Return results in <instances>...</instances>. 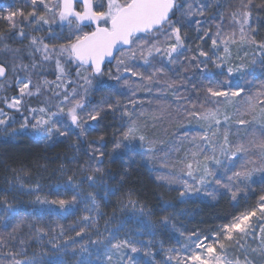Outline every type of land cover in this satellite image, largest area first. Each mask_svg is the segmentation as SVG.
I'll return each instance as SVG.
<instances>
[{"label": "snow or ice", "instance_id": "snow-or-ice-1", "mask_svg": "<svg viewBox=\"0 0 264 264\" xmlns=\"http://www.w3.org/2000/svg\"><path fill=\"white\" fill-rule=\"evenodd\" d=\"M194 2L198 3V8L194 9ZM25 3L30 4L31 11L26 13L21 8L15 10L9 8L6 15L0 14V19L8 21L11 28L15 29L19 26V31L15 35L21 43L24 39L28 40L24 49L13 48L7 42L11 37L0 32V54L10 57L0 61V78H2L0 90L6 89L13 80L18 88L16 96L11 99L0 97V102L6 104L9 109L19 112L22 107H26V98L45 96L46 99L44 106L29 109L32 113H39V116H33L35 123H31L25 117L19 130H28L30 127L36 138L45 142L55 135L57 139L53 143H56L59 142V137L66 138L72 134L73 126L79 129V136L86 137L87 132L93 127L89 125V121L99 126L105 114L119 111L120 118L122 120L126 118L127 127L123 131L122 138L114 144V151L123 148L133 156L140 155L146 158L149 163L159 162L158 149L138 126L145 115L144 110L136 115L128 109L127 105L121 106L119 101L116 104L102 105L88 110L86 97L92 88L104 86L103 77L106 74L121 88H129L133 96L137 90L151 93L153 85L162 84L164 88H157V91L171 90L173 97L177 100H185L188 105H178L174 110L175 114L183 113L189 123H191L190 118H196L201 131L193 134L184 132V139L188 140L192 147L179 161L182 165L180 172L190 177L195 183L190 184L187 180H180L174 173L158 178L167 179L169 183L183 184V191L179 193L181 198L199 194L204 190L205 195L215 199L216 189L211 192L206 191L208 185L215 184L231 193L233 201H237L238 193L245 192L251 187L254 174L260 173L261 180L264 181V82H260L253 91L254 81L249 79L257 67L264 70V40L257 39L259 32L264 30V0H260L259 3L257 0H239V6L230 13L232 30L225 32L222 30V25L217 23L216 31L211 35L210 28L203 27L200 19L193 20V18H206L209 10L218 6L214 2L25 0ZM17 18L20 20L18 21ZM193 23L196 25L197 33H202L198 35V40L201 42H204L205 38L211 40V55L208 51H204L200 44H197L196 54L186 55L192 52V49L186 47V34L182 33V29L191 27ZM54 25H58L61 31L65 27L68 28L67 42H54L61 39V35L54 30ZM25 26L29 27L28 32H25ZM85 28L91 30L85 31ZM42 32L46 35H40ZM221 45H223V55L219 54ZM229 45H238L239 49L254 48L252 58L246 59L248 52L245 51L244 57L239 55L236 57L240 62L233 64ZM37 54H39V60ZM181 57L188 60L187 65L181 63ZM25 58L28 62H25ZM106 60L109 62L115 60V74L111 71L105 73L103 66ZM158 60L161 66L155 67ZM164 60L171 68L163 64ZM139 61L151 69L148 74L139 71L140 66L137 63ZM72 66H75L77 80L69 79ZM48 68H53L55 81L43 78L42 73ZM170 70L176 73V79L168 76ZM181 72L191 74L184 76L180 74ZM125 74L138 77L140 83L125 78ZM65 81L67 84H76L77 87H73L69 93L65 87ZM79 81H83V84ZM189 87L197 95L203 90L214 107L205 108V104L201 102L197 110V102L191 99L190 94L185 95L180 91L183 88L184 92L188 93ZM60 88L64 91L56 90ZM48 92L52 93L51 97H47ZM61 96L62 99L57 101V98ZM54 101L57 102L54 103ZM129 104L135 108L137 101L130 99ZM53 107L56 111L51 110ZM228 108L234 111L229 113ZM170 109L171 105L161 107L160 114L153 117L154 121L162 120L165 116L174 118L173 111ZM221 114L224 123L223 141L217 144L216 137L220 134ZM246 115H251V119H244ZM64 117L71 121L70 125L66 123ZM10 123H12L10 117L0 108V125L5 126V132ZM233 123L244 128L243 136L235 142L229 140ZM86 125H88L87 128ZM182 126L181 124L180 127ZM156 127L155 122L149 125L146 120L143 121L144 129ZM16 131L17 129H13V134ZM99 139L104 141L103 136ZM137 140L140 142L138 146L133 144ZM145 145H147V152L139 151ZM180 150V147L176 146L170 149L176 153ZM89 153V159L96 160L98 163L102 162L105 155L103 151L92 145H89V150L85 154ZM168 155V152L164 153L165 158ZM221 156L232 162L233 168L237 162H240L239 169L233 171L226 167ZM109 160L111 162L113 157L110 156ZM213 165L221 168L223 174L219 175ZM163 166L168 165L164 163ZM228 172H231V175H228ZM104 175L103 167L92 166L83 178L88 182L89 187L103 192V197L99 200L96 191L85 194L81 185L69 176V184L77 189V194L73 195L71 200H49L47 197L42 198L37 195L34 203L49 205L47 212L50 216L54 214L66 216L74 215L76 204L83 202L91 215H84L81 218L84 222H90V225L84 223L79 231L75 232L76 237L82 238L88 234L89 226L93 228L97 226V216L102 214L101 202L114 194V191L106 187L107 182L102 179ZM98 176L101 179H98ZM122 180L123 177H121ZM38 187L37 185V189ZM2 202L5 205V221L0 222V230L7 231L11 227L12 231L8 235L14 241L16 239L14 234L21 230L25 222L12 223L13 216L18 213L6 199ZM128 206L136 209L137 202L129 198L125 204V207ZM139 211L147 219L139 221L138 235L153 237L158 228H166L170 223L168 216L162 217L159 222H153L151 213L145 212L143 205L139 206ZM27 226L29 229L34 228V234L38 239L47 236L49 230L55 232L58 228L59 235L65 237V247L61 249L58 243H53L52 247L56 251L47 259L44 257L16 259L17 256L26 252V249L22 247L20 251L9 252L11 259L7 262L0 260V264H69L67 259L69 256L74 258L73 264H152L153 240L149 239L145 243L132 237L120 239L119 227L115 232L109 231L108 235L100 233L97 229L95 239L78 244L74 237L66 236L62 224H57L50 229L32 223ZM69 228L75 230L74 225H70ZM69 241L71 246H68ZM6 243L7 241L0 237V247ZM24 243L25 241L20 240L21 245ZM140 253L149 259L134 255ZM171 261H175V264H264V195L259 197L255 208L233 216L229 222L211 229L209 233L194 231L186 238L180 251L166 250L165 264H170Z\"/></svg>", "mask_w": 264, "mask_h": 264}, {"label": "trees", "instance_id": "trees-1", "mask_svg": "<svg viewBox=\"0 0 264 264\" xmlns=\"http://www.w3.org/2000/svg\"><path fill=\"white\" fill-rule=\"evenodd\" d=\"M201 2H214L218 4V6L211 8L206 18L195 17L193 20L200 19L203 22V27L211 29L210 35L216 31L217 23L222 25V30L225 32L232 30L230 13L239 6V0H201ZM257 2L259 3L260 0H257ZM198 6V3H193L194 9L198 8ZM221 13L223 14L222 21ZM19 20L20 18H18V21ZM6 26L7 35L12 39L11 35H13L15 31L12 33L9 31L8 25ZM195 29V23H193L191 27L182 29V33L186 34V47L192 49V52L186 53L188 56L196 54L194 45L200 41L197 39L198 35H202V33H197ZM57 32L60 33V30H57ZM43 34L46 35V33H40V35ZM11 39L8 40V43L15 48L17 43H12ZM257 39L264 40V30L259 32ZM55 42L58 43L57 41ZM24 55L26 57V51ZM37 59L39 60V54H37ZM180 60L182 64H188V60L184 59V57H181ZM25 62H28L27 58H25ZM160 66L161 64L157 63L155 67ZM110 67L111 66H108L104 68V70ZM167 67L171 68V66ZM201 67H203V65H201ZM139 71L145 72V74L149 72L148 67H139ZM180 74L187 76L191 73L181 72ZM20 75H23V73H20ZM42 76L49 81H55L56 79L55 74H53V68H48L42 73ZM168 76L171 79L177 78L176 73L171 70L168 72ZM249 79L254 81L252 90L255 91L259 83L264 82V70L257 67ZM103 80L105 81L104 86L92 88L90 94L86 97L87 109L91 110L93 107L116 104L117 101H119L121 106L127 105L128 109L136 115H139L140 111L144 110L145 115L141 118V123L138 126L145 132L148 140L158 149L157 156L159 162L149 163L146 158H142L140 155L133 156L132 153L126 152L123 148L114 151V144L118 139L122 138L123 131L126 129V127L122 125L119 111L105 114L99 126H96L95 122L89 121V125L93 127L87 132L86 137L79 136V129L73 126L72 134L66 138L59 137V142L56 143H53V141L57 139L55 135L51 140L45 142L44 140L33 139L27 134H22L16 142H9L3 138L0 132V200L5 198L4 194L8 192L9 185L12 184V180L16 177L24 180L28 185L35 183L41 184V193L49 200H71L72 196L75 195L74 192L61 189L55 190L54 188L48 187L51 184L57 183L65 176H72L73 179H78L84 176L90 167L95 166L105 169V175L102 179L105 180L110 185L112 191H114V194L109 197L108 204L104 206L105 210H118L125 206L129 198H131L137 202L138 206L143 205L144 209L150 210L155 220L158 219L160 221L162 217L168 216L170 223L165 229L171 231L176 236L188 237L194 231L209 233L211 229H215L217 226L229 222L233 216L245 210L255 208L259 201V197L264 195V181L261 180V175L256 174H254L252 178L253 183L251 187L245 192L238 193V202L232 200L231 193L229 192H220L216 195L215 199L211 196L195 197L187 200L182 199L179 195L181 192L180 187L162 182L160 178H158V174L162 167H164L163 163H169L168 160L173 154L172 152L168 156V159L165 158L164 153L168 152L166 148L175 143L177 147H181L184 144V138L180 142H176L177 137L184 135V133L179 130L184 115L183 113L177 115L174 110L180 104L188 106L186 101L174 99L170 94L155 95L156 98L154 99H148L151 96H144V92H141V95L133 96L132 92L127 90V87L121 88L115 80L108 78H103ZM205 83H207V81H205ZM161 87L164 88V85L161 84ZM57 91L63 92L64 89L60 88ZM180 91L185 95L190 94L191 99L197 102V110H199V103L201 102L205 104V108L214 107V105L209 102L208 98H206V94L203 90H201L198 95L192 92L190 87L188 93H185L183 88H181ZM168 92H171V90H168ZM17 94L18 92L13 89L6 96L11 99V97ZM46 95L47 97H51L52 93L48 92ZM45 99V96L26 98V107H22L19 112L16 110L9 112L8 116L14 120H24L25 117H27L31 122V117L38 116L39 113H32L29 109H38L44 106ZM60 99H62V96L58 97L57 101ZM130 99H135L137 101L138 105L136 104L135 108L129 104ZM145 99H148V101L150 100L151 104L146 103ZM57 101H54V103ZM157 101H159V103H157ZM163 105H166V107L171 105L170 111H173L174 118L165 116L162 120L154 121L153 117L159 115L157 112L159 111L158 107H162ZM51 110L56 111L54 107ZM248 116L251 118V115ZM64 119L66 123L69 125L71 124V121L67 119V117H64ZM190 119L192 121L194 118ZM145 120L149 125L155 122L157 127L155 129H144L143 121ZM185 123H189L187 119ZM87 127L88 125H86V128ZM238 129L239 131L233 133L232 142H235L244 134L243 127ZM101 136L104 137V141H100L99 138ZM133 144L138 146V140L134 141ZM89 145L99 148L105 153L102 162L98 163L96 160H90V153L88 155L85 154L89 150ZM139 151L146 153L147 145H145L143 149H139ZM181 153V150L179 153L175 152V154L182 157ZM110 156L113 157L111 162L109 160ZM173 161H175L174 157ZM219 173H222V169ZM121 177H123L122 181ZM97 178L101 179L99 176ZM22 192L25 193V189H23ZM74 211V215H66L63 217L40 214L27 208L16 211L18 214L13 216L12 223L19 221H24L25 223L21 230L14 234L16 237L14 241L11 240L8 235V233L12 231L11 227L7 231L0 230V237L7 241L4 246L0 247V260L7 262L11 259L8 253L20 251L22 247L26 249V252L17 256L16 259L22 260L25 259V257L46 256L45 254L48 255L51 249H53V243H58L59 245L64 243L65 237L59 235L60 230L58 228L55 232L49 230L47 236L38 239L34 234V228L29 229L27 226L29 223L49 229L54 228L57 224H62L64 225L66 236H72L79 242L81 237H76L75 232L79 231V228L83 226L81 220L85 213L83 204L81 202L77 203ZM3 221H5V213L0 212V222ZM70 225H74L75 230L69 228ZM20 240L25 241L24 245L20 244ZM68 243H71V241ZM156 264H163L161 257H156Z\"/></svg>", "mask_w": 264, "mask_h": 264}, {"label": "rangeland", "instance_id": "rangeland-1", "mask_svg": "<svg viewBox=\"0 0 264 264\" xmlns=\"http://www.w3.org/2000/svg\"><path fill=\"white\" fill-rule=\"evenodd\" d=\"M12 6L14 8L13 10H15L17 8H21L26 13L31 11L30 4L25 3V0H0V9L2 11L6 12L5 15L7 14V11L9 8L12 9ZM17 20H18V18H17ZM6 22H7L9 31H11L12 33H13V31H15V33H17L19 31L18 27L13 29L10 27V23L8 21H6ZM53 27H54L55 31L60 30V33H62L61 38L64 37L65 41H66V37L68 36V33H69L68 28L65 27L63 29V31H61V29L58 25H54ZM28 31H29V27L26 26L25 32H28ZM57 33H59V32H57ZM11 36H13V35H11ZM16 40H19V39H16ZM23 42L25 44L26 43L28 44L27 39H24ZM197 44H200V46L203 48L204 51H208L210 55L212 54L211 40L210 39H205L204 42L198 41L194 45L195 53H196ZM229 47H230V51L232 54V63L233 64H237L240 62L239 60L236 59V57L238 55L240 57H244L245 51L248 52V56L246 57V59L250 60L252 58V54L254 52V48H252V47H246L243 49H239L238 45H229ZM222 48H223V45H221V51L219 53L220 55H223ZM201 59H203V58H201ZM137 63L139 64L140 67H143V68L148 67L146 65H143L142 61H139ZM157 63L161 64V62H159V60H158L155 63V66ZM163 64L168 66L166 60L163 61ZM209 67H211V65H209ZM148 70L150 71L151 69H148ZM104 71H105V73H107L108 71H111L113 74H115V71H116L115 62L111 65V67L109 69H106ZM70 78L72 80L78 79L76 77V74H75V66H72ZM103 78L109 79L107 74ZM125 78H127L131 81H136L137 83H140L139 78L138 77H132L131 74H125ZM79 83L83 84V81H79ZM65 87H67V90L69 91V93H71V89L73 87H77V85L76 84H67V82L65 81ZM133 87H135V85H133ZM152 88H153V91L151 93H149L147 91H143V90H137L135 95L136 96L141 95V92H144V96L145 95L151 96L148 99L156 98L155 95L156 96L157 95H163V94H170L171 95V92H168V91H157V88L163 89L161 87V85H154ZM56 90H58V89H56ZM127 90H129V88H127ZM129 91L132 92L131 90H129ZM81 94H82V90H81ZM141 97H143V96H141ZM173 98L175 99V97H173ZM148 99H145L146 103H149L150 100L148 101ZM149 104H151V103H149ZM162 107H166V105H163ZM4 108L5 109H3V110L7 115L9 114V112H12L15 110V109H9L6 104H4ZM160 108L161 107H158V110ZM227 111L229 113H232L234 110L232 108H228ZM157 112L159 113V111H157ZM38 116H39V114H38ZM219 118L221 120V126H220V134H218L216 137L217 144H219L223 141L222 133L224 131L223 115L221 114ZM243 118L249 119V120L251 119L248 115L244 116ZM31 120H32L31 121L32 123H35L33 116L31 117ZM185 120H186L185 117L181 120L180 125L182 124L183 126L182 127L179 126L180 132L184 133L185 131H187L190 134H193V133H196L198 131H201L196 118H194L191 121V123H187V124L185 123ZM11 121H12V123L9 124V126L7 128V132L4 131L5 126L0 125V132L2 133V136L4 139H6V141L16 142L19 140V137L22 134H27L29 137H31L33 139H37L36 136L31 132L30 127L28 130H19V126L21 123L24 122V120L11 119ZM122 125L127 127L126 118L124 120H122ZM238 128H241V126H238L234 123L231 125L230 135H229L230 141L232 140L233 133L235 131H237ZM13 129H17L15 134H13ZM183 138H184V135H182L181 137H177L176 142H180ZM183 140H184V144L181 147L179 146L181 149V152H182L181 153L182 157H180V155H177V154H175V152H173L172 157L168 160L169 163H166L168 166L162 167V169L160 170V172L158 174V177H167L170 174L174 173L179 177L180 180H187L190 184H194L195 182L190 177H188L187 175L180 172V168L182 167V165L179 163V161L184 158L185 152L189 148L192 147V145H190L188 143V140H186V139H183ZM138 143H140V142L138 141ZM173 146H176V143L174 145H169L166 148L168 150L169 155L172 153V151H170V149ZM217 155H219V152H217ZM173 157L175 158V161H173ZM220 158L226 167L231 168L233 171L239 169V163L240 162H237L235 168H233L232 162L225 160L222 156ZM167 159H168V157H167ZM201 159H202V157H201ZM213 167L216 168V171L219 175L223 174V170H222V173H219L221 168H219L215 165H213ZM228 175H231V172H228ZM256 175H261V174L256 173ZM84 177H85V175L78 178V179H73V180L76 183H79L81 185V188L85 194L87 192H90V191H96L95 189L88 186V182L85 179H83ZM160 180L164 183H169L167 179L160 178ZM169 184L176 185V186L180 187L181 191H183V184H181V183H169ZM37 185L39 186L38 189H37ZM41 187L42 186L39 183L28 185L24 180L16 177L14 180H12V184L9 185L8 192L4 194L5 198H2L0 200V212L5 213V211H4L5 205L3 204L2 201L6 199L8 201V203H10L14 206L16 211L23 209V208H27V209H30V210L35 211L37 213H40V214H48L47 209H48V207H50L49 205H40V204L34 203L37 195L41 196L42 198L46 197L44 194L41 193V190H40ZM106 187L108 189L112 190L108 183L106 184ZM48 188H54L55 190L56 189L68 190V191L74 192L75 195L77 194V189L72 187L69 184L68 177H66V176L63 177L62 179H60L57 183L51 184ZM23 189H25V193L22 192ZM34 189H35V191H33ZM213 189H216L215 195H217L220 192H227L226 189L219 188L215 184L208 185L206 188V191L211 192V191H213ZM96 195H97V199L99 200L103 197V192L102 191H96ZM195 197H208V195H205L204 190H202L199 194H193L189 197H185L182 199L187 200V199H191V198H195ZM108 202H109V198L107 200H103L101 202L102 214L97 216V226L95 228L89 226L88 234L84 235L81 238V240L79 242H77L78 244L79 243H88L89 240L95 239L96 235H97V229L99 230L100 233H103L104 235H108L109 231L115 232V231H117V229L119 227L120 228V232H119L120 239L132 237V238H135L137 240H141L145 243H147V241L149 239L153 240V244L151 246L152 251L154 253V256L151 258L152 264H156V257L157 256L161 257L163 264H165L166 250L175 249L177 251H180L182 249V246L185 243L187 237L176 236V235H174V233H172L171 231H169L165 228H158L156 235L153 237L138 235L137 230L140 227L139 221L147 219L146 216H144L140 213L138 205H137L136 209H133L131 206H128V207L123 206V207L119 208L118 210H114V211L113 210H105L104 206H106L108 204ZM81 203L84 206V212H85L84 215H91L90 213L87 212L85 204L83 202H81ZM145 212L151 213V218H152L153 222H159L158 219L155 220V218L153 217L154 215L150 210L145 209ZM56 216L63 217L65 215L59 214ZM105 221H107V223H105ZM253 222H255V218H253ZM82 223L83 224L89 223V225H90V222L82 221ZM68 246H71V243H68ZM59 247L62 249L65 247V244L62 243L61 245H59ZM55 251H56V249H51V252H49V254L47 256H33V257H35L37 259L44 257L45 259H47V258L51 257L52 253ZM173 254H175V253H173ZM181 254H183V252H181ZM134 255H139L140 257H142L143 259H146V260L149 259L148 257H143L142 253L134 254ZM67 259L69 261V264H73L74 258L72 256H69ZM174 263H175V261L170 262V264H174Z\"/></svg>", "mask_w": 264, "mask_h": 264}, {"label": "flooded vegetation", "instance_id": "flooded-vegetation-1", "mask_svg": "<svg viewBox=\"0 0 264 264\" xmlns=\"http://www.w3.org/2000/svg\"><path fill=\"white\" fill-rule=\"evenodd\" d=\"M77 7L79 8V5H78ZM12 9H14L13 6H12ZM5 13H6V12H4V11H2V10L0 9V14L5 15ZM6 23H7V22H6L4 19H0V32L5 33V34L7 35V26H6L7 24H6ZM84 30H85V31H89V30H91V29H89V28H85ZM12 31H13V30H12ZM56 31H57V30H56ZM13 32H14V31H13ZM59 34L61 35L62 33H59ZM16 39H19V38L15 35V32H14L11 41H12V43H14V42L17 43V44L15 45V48H16V47L25 48V46L27 45V43H26V44H25L24 42L21 43V41L16 40ZM7 42H9V41H7ZM54 42H55V41H54ZM57 42H58V43H65L66 41H65V38L63 37V38H61V39H60L59 41H57ZM6 58L9 59V57H6L4 54H0V61H2L3 59H6ZM110 65H112V64H110ZM110 65L106 64V65L103 66V68H107V67L110 66ZM8 74H9V76L12 75L10 72H9ZM13 89H15V90L18 92V88H17V86H16L14 80L12 81V83H11L9 86L6 87V89H4V90H0V97H7L6 95H7L9 92H11ZM0 108L5 109V108H4V103H3V102H0Z\"/></svg>", "mask_w": 264, "mask_h": 264}, {"label": "water", "instance_id": "water-1", "mask_svg": "<svg viewBox=\"0 0 264 264\" xmlns=\"http://www.w3.org/2000/svg\"><path fill=\"white\" fill-rule=\"evenodd\" d=\"M113 62H114V60H111V62H109V61L106 60L105 65L106 64H112ZM0 79H2V78H0Z\"/></svg>", "mask_w": 264, "mask_h": 264}]
</instances>
